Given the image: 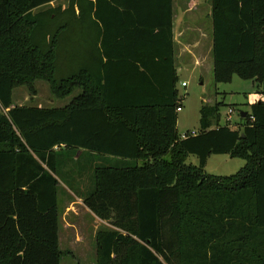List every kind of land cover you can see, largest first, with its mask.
<instances>
[{
    "label": "trees",
    "instance_id": "trees-1",
    "mask_svg": "<svg viewBox=\"0 0 264 264\" xmlns=\"http://www.w3.org/2000/svg\"><path fill=\"white\" fill-rule=\"evenodd\" d=\"M55 1L0 0V264L61 263L63 183L112 222L97 234V264H264V102L237 128L203 103L201 130L181 139L177 77L154 95L150 77L108 72L112 53L173 59L172 0ZM211 3L215 83H264V0ZM36 81L57 98L81 93L62 108L15 105V88ZM213 155L246 164L210 175ZM86 172L84 195L72 182Z\"/></svg>",
    "mask_w": 264,
    "mask_h": 264
},
{
    "label": "rangeland",
    "instance_id": "rangeland-1",
    "mask_svg": "<svg viewBox=\"0 0 264 264\" xmlns=\"http://www.w3.org/2000/svg\"><path fill=\"white\" fill-rule=\"evenodd\" d=\"M55 6H65L67 0H57ZM200 6L199 18L208 33L212 31V20L210 17L211 0H196ZM208 14V15H207ZM192 67L182 73L181 81L187 87L180 86L182 97L181 110L178 112L177 130L180 135L199 132L201 130L200 110L205 104L214 106L221 105V126L233 128L242 127L245 118L243 112L251 113L252 105L264 102V83L255 80H243L235 75L231 83L216 84L214 75L197 68L194 72ZM81 90H76L66 98H57L51 94L50 86L45 81H36L32 88L26 85L18 86L13 92V101L19 106H35L43 108H62L69 105ZM230 111L233 113L230 114ZM215 127V126H214ZM81 155L77 158L79 159ZM99 164L115 166L99 159ZM187 164L198 166L199 158L189 155ZM246 164L242 159H233L229 155H213L209 158L205 171L214 176L229 177L238 173ZM69 165L66 174L72 177L73 169ZM122 166V165H121ZM91 172L75 176L72 184L82 194H88L92 189ZM81 196V195H79ZM63 183L59 193L60 211V250L62 252L60 264H97V234L104 229H113L112 222L103 221L96 217L85 205L84 199Z\"/></svg>",
    "mask_w": 264,
    "mask_h": 264
},
{
    "label": "crops",
    "instance_id": "crops-1",
    "mask_svg": "<svg viewBox=\"0 0 264 264\" xmlns=\"http://www.w3.org/2000/svg\"><path fill=\"white\" fill-rule=\"evenodd\" d=\"M70 1L71 0H67L65 6L61 7L67 8ZM57 2L58 1L51 3V6L59 7L55 6ZM164 10L166 17H168L167 9H161L160 12H162V18L164 17ZM209 10L212 20V3L210 4ZM78 12L79 11L77 10V13ZM156 12L159 11L156 10ZM134 14L135 11L130 10L129 27L128 29H125V34H129L130 36V47L132 46V42L135 45L136 40L131 38L134 37L136 32L135 24L131 22L135 20ZM199 16H201L200 6L197 4L196 0H172L173 59L165 58V56H148L142 59L146 61V64H141L136 61L138 60L136 55L130 54L129 58H122L116 53H112V57L114 58L112 60L113 63L109 64L110 68H108L110 76H113L114 78L129 76L135 79L143 78L144 76L150 77L152 80L150 91H152L154 95L167 92L171 87L170 80L173 76L177 77L179 80L176 84V89L179 91V112L181 110L182 102L179 88L182 86V83H185L181 81L182 73L192 67V72L197 68H200L214 75L213 20L212 31L208 33V29H206ZM108 19L109 23H111V21L114 22L113 19ZM109 34L111 36L108 37V39L110 38V44L113 45L117 41V38L113 36L116 33ZM112 49L113 48L111 47V50ZM106 61L107 59L103 58V63H106ZM125 61L129 63H126ZM179 136L181 139L183 138L182 135L179 134Z\"/></svg>",
    "mask_w": 264,
    "mask_h": 264
},
{
    "label": "built area",
    "instance_id": "built-area-1",
    "mask_svg": "<svg viewBox=\"0 0 264 264\" xmlns=\"http://www.w3.org/2000/svg\"><path fill=\"white\" fill-rule=\"evenodd\" d=\"M187 86V84L186 83H182V87H186ZM233 112L232 111H230V114H232ZM188 135H196V132H192V133H190V134H185L184 136H183V139L184 138H186Z\"/></svg>",
    "mask_w": 264,
    "mask_h": 264
},
{
    "label": "water",
    "instance_id": "water-1",
    "mask_svg": "<svg viewBox=\"0 0 264 264\" xmlns=\"http://www.w3.org/2000/svg\"><path fill=\"white\" fill-rule=\"evenodd\" d=\"M241 116L243 117V118H245L247 115H246V112H243L242 114H241Z\"/></svg>",
    "mask_w": 264,
    "mask_h": 264
}]
</instances>
